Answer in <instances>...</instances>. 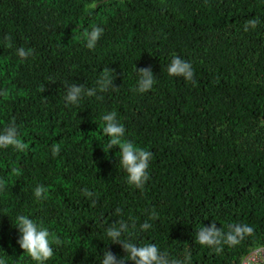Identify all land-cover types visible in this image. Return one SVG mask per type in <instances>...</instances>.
Wrapping results in <instances>:
<instances>
[{"label":"trees","instance_id":"1","mask_svg":"<svg viewBox=\"0 0 264 264\" xmlns=\"http://www.w3.org/2000/svg\"><path fill=\"white\" fill-rule=\"evenodd\" d=\"M251 19L259 23L245 31ZM94 26L104 32L90 50L83 33ZM21 47L33 50L26 60ZM174 56L192 64L195 84L168 75ZM105 68L116 88L66 102V85L98 88ZM136 68L155 75L146 93L133 91ZM0 92V130L14 118L29 145L0 149L7 264H36L18 243L21 214L62 241L46 264H101L105 248L126 256L106 235L119 220H135L134 243L190 253L191 264H241L264 249V0H0ZM112 111L125 139L153 153L143 191L128 184L121 149L104 151ZM38 185L47 199L35 197ZM145 221L152 227L140 231ZM213 221L255 232L216 254L196 243Z\"/></svg>","mask_w":264,"mask_h":264},{"label":"clouds","instance_id":"2","mask_svg":"<svg viewBox=\"0 0 264 264\" xmlns=\"http://www.w3.org/2000/svg\"><path fill=\"white\" fill-rule=\"evenodd\" d=\"M259 23L258 19H251L245 24V31L249 28L255 29ZM104 29L99 26L92 27L91 31L85 30L83 35L87 41V48L95 49L96 44L102 37ZM10 41V37H5ZM11 47V44H8ZM33 53L32 49L23 47L17 49V55L21 59H27ZM139 79L134 92L146 93L152 89L156 83L155 75L151 68L137 69ZM168 75L174 77H183L190 83L195 84L194 70L192 64L181 59L179 56H174L168 66ZM115 73L114 70L105 68L97 81L98 88L86 89L83 85L70 84L66 85L68 89L65 95V100L68 104L77 105L80 99L87 95L89 97L97 96V91L106 92L110 88H116L114 85ZM0 95H6V92H0ZM97 99L102 97L97 96ZM104 121L103 134L109 137L107 146L103 145L104 151L107 153L110 149L119 147L120 165L127 173V182L130 186L143 191L146 183L150 179L149 167L153 157V153L147 149L137 147L132 141L125 139V126L118 120L117 113L112 111L103 115ZM12 151L24 152L29 150V145L20 139V130L13 118L11 122L0 130V149H8ZM60 148L57 145L52 146V154L58 155ZM14 173L16 169L12 170ZM6 181L0 179V191H4ZM83 194L89 198L93 197L94 193L87 188L83 189ZM34 195L37 200L47 199V189L43 185H38L34 189ZM119 214L120 209L116 210ZM150 220L158 219V213L155 209L152 210ZM18 228L20 238L18 243L28 256L36 261V264H46L53 258L54 247L59 246L62 241L55 237L49 229L41 226L35 220L27 215H18L14 225ZM152 225L145 221L139 225L140 231L151 229ZM137 224L135 220L126 222L123 220L115 221L108 224L106 235L111 239V244H119L122 246L126 256L120 257L110 251L104 249L101 264H191V254L186 253L184 258L171 257L168 252L162 251L155 243L137 244L134 243L131 237L134 235ZM225 231L222 227H217L215 221L210 226H201L196 232V243L211 249L216 254H221L225 246L228 248H236L241 245L248 237L254 235L255 230L247 225L233 223L227 226ZM127 235L128 238H122ZM262 247L251 251L245 258V264H264V249ZM0 264H7V261L0 257Z\"/></svg>","mask_w":264,"mask_h":264},{"label":"rangeland","instance_id":"3","mask_svg":"<svg viewBox=\"0 0 264 264\" xmlns=\"http://www.w3.org/2000/svg\"><path fill=\"white\" fill-rule=\"evenodd\" d=\"M262 249V248H261ZM247 257V256H246ZM245 257V258H246ZM245 258L242 260L241 264H245Z\"/></svg>","mask_w":264,"mask_h":264}]
</instances>
